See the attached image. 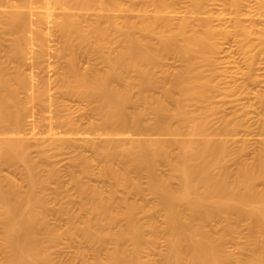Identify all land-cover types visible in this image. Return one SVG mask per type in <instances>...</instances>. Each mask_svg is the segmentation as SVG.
<instances>
[{"label":"bare ground","instance_id":"bare-ground-1","mask_svg":"<svg viewBox=\"0 0 264 264\" xmlns=\"http://www.w3.org/2000/svg\"><path fill=\"white\" fill-rule=\"evenodd\" d=\"M18 1L13 10H0V48H7L8 61L32 64L37 73H26L14 65L18 61L10 66L0 55V264H64L51 249L65 235L96 253L93 260L79 253L81 264H264V187H258L264 183V147L252 162H239L240 151L230 148L235 123L223 117L213 130L215 109L206 102L219 89L208 73L213 75L217 35L228 34L225 29H217L209 16L177 15L172 5L183 0H125L128 11L135 10L133 2L141 4L143 13L135 16L101 12L117 9V0ZM190 2L198 8L205 3ZM149 5L151 14L146 13ZM232 5L239 14L241 2ZM257 6L264 16V0ZM91 8L99 12L79 11ZM233 19L242 32L255 29L241 17ZM258 30L264 42V28ZM54 36L60 45L51 50L48 42ZM83 51L97 59L84 70L78 64ZM171 54L181 59V67L157 74ZM44 55L65 61L57 92L41 75L44 70L37 71L44 67ZM61 95L87 100L98 119L81 126L62 112ZM146 115L151 116L148 125L143 124ZM29 121L43 147L37 145V157L25 131ZM149 130L174 137L153 138ZM216 131L225 135L215 137ZM57 144L76 150L70 175L79 198L60 194L57 169L40 173L50 156L45 147ZM83 146L95 152L93 165ZM233 159L239 164L230 170ZM160 163L168 172H159ZM5 165L22 166V180L2 173ZM94 165L96 175L111 179L107 197L80 176L91 175ZM143 173L147 187L140 181ZM52 181L57 186L53 198L64 200L56 206L48 193ZM145 190L157 197L155 204L145 202ZM74 203L79 205L75 215ZM49 212L68 215L67 227L57 228ZM241 220L247 222V241L232 253L224 241L237 239ZM159 232L166 248L156 253Z\"/></svg>","mask_w":264,"mask_h":264},{"label":"rangeland","instance_id":"rangeland-1","mask_svg":"<svg viewBox=\"0 0 264 264\" xmlns=\"http://www.w3.org/2000/svg\"><path fill=\"white\" fill-rule=\"evenodd\" d=\"M117 1L119 3L117 9L104 10L101 12L111 15H119V16H124V15L135 16L137 14L143 13L142 11H138V9L141 8V4L139 3L133 2L130 6L132 8H135V10L128 11L125 9L126 6L128 5V3L125 2V0H117ZM204 1L205 3L201 8L195 7L190 2V0H183V2L180 1V3L177 4L174 3L172 7L176 8L179 11L177 14L179 16H184V15L185 16L187 15V17L209 16L212 19V23L217 29L220 30L225 29V31L228 33L224 35L223 34L217 35L218 46L220 50H218L216 55H214L215 63L217 62L216 63L217 65L215 63H214L215 66L214 64H212L214 67L213 71L216 70V74H214L213 71H212L213 75L211 74L210 71L208 73L210 74L212 79H214L213 76H215L214 82L219 84L218 85L219 89L212 92L213 94H211L210 98L206 101L215 109L210 117V126L215 125V130H217L218 125L220 123V119L223 117L230 119L229 121H233L232 123H235V128H233L230 131V134L233 138L231 143L228 139L230 143V148L233 152L234 150L240 151V153L238 152L239 155L238 154L236 155L238 156L237 158L240 159L239 162L241 160L246 161L247 163L249 161L252 162L255 155L264 147V42L263 39H261L260 33L258 32L259 31L258 28L259 29L264 28L262 26L264 25V16L261 17L260 14L258 15V6H257L258 1H263V0H239L242 4L239 14H236L234 12V6L232 5L233 0H203V2ZM18 2H19L18 0H5L3 4L0 5V10L1 11L13 10L14 9L13 5L18 4ZM147 8L149 9V11L146 13L151 14L152 12L151 9L153 8V6L149 5L147 6ZM187 8L188 9L190 8V11H188ZM79 11L82 13L88 12L90 16H94L95 15L94 13L99 12V11H94L93 8L79 9ZM235 16L244 19L243 23L246 26L254 25L255 29H253L252 33H245L239 30L238 28H236L234 26V23H232V21L234 20L233 18ZM219 18L223 20H220ZM45 28L46 29L48 28L47 25ZM5 41H7V39H5ZM59 45H60V41L57 36H54L53 39H51L48 42V48L51 50L57 49ZM4 46L5 45L1 46L0 48V55H2L1 58L4 61L10 62V66L13 65L16 61H18L14 65H21L22 69L26 73L29 74L30 73L34 74V72L37 73L35 71L36 67H33L34 65L32 66V64L25 63L26 65H24L19 60L8 61L9 59L7 58L8 56L6 51L7 48L5 49ZM40 60L44 67L37 68V71L39 72L41 71L40 69H43L44 71H41L40 73L44 77L48 78L49 81H51L52 84V85L50 84L52 86L51 90L57 92L58 89L59 91V88H57L59 82L58 76L62 75L61 73V71L63 72L62 66L65 64V61L62 59L61 62L57 61L56 58H53L50 55H44L40 58ZM96 62H97L96 57L94 56L93 53L89 51H83L82 53L79 54L78 64L80 68L83 70ZM161 64L162 66L160 65L157 67V71H156L157 74H160V72L162 73L166 69L167 71L173 72V70L175 71L176 69L181 67L182 62L179 57L171 54L168 55ZM211 67L209 68L210 70H212ZM205 74H207V72H205ZM220 74L221 76H219ZM156 92L158 93V90ZM60 101L62 103V112L69 113L72 116V118L81 126H86V124L89 123V121L98 119V114L92 109L89 102L83 98L69 96V95H61ZM146 106L144 108H146ZM150 117L146 115L143 124H145L147 121L146 125H148L149 122L151 121ZM172 123L174 122L172 121ZM213 126L211 127L212 129ZM56 129L55 131H58L60 128L57 127ZM147 130L148 129L144 130L143 132L147 133ZM233 130L234 132L231 133ZM25 131L27 133L28 141L30 142L34 141L35 146L34 145L32 146L31 144L30 147L31 154L34 157H37L40 152L39 150L43 147L39 146L38 141H36L37 134L36 135L32 134V121L27 122L25 126ZM150 132L151 131L149 130L148 132L149 136L152 135L153 138L171 139L172 136L174 137V135L171 134L154 133L153 135V133L150 134ZM144 133H140L139 136L138 135L137 136L141 137L142 134L143 138L144 136L145 138H150V137H146L147 135L146 134L144 135ZM219 134H221L219 138L223 137V134L225 135V133H218V131H216L215 137H218ZM228 134L229 133H226V136ZM78 135H79V139H83L85 134L84 133L82 134L81 132V134ZM228 136L230 137V135ZM38 137H41V135L40 136L38 135ZM37 145L41 148L39 149ZM45 148L47 149L45 150ZM45 148L44 150L47 151L46 154L50 156L48 162L44 163V165L42 164V167L40 168L41 169L40 173H42L44 176L47 174V171L49 169L51 168L57 169V173L59 175V176L57 175L59 178L58 179L59 183L57 179H56L57 181L56 183L61 185L62 188L61 190L59 189L60 194L63 192L65 193L68 192V194L73 195V197L76 196L77 198H79V196L77 195L76 186L70 175L71 174L70 168H72L71 158L74 154L75 149H73L71 146L66 144H57L52 147L46 146ZM82 150H83V154L86 155L85 157H87L91 162L95 161V152L92 150L91 147L83 146L81 147V151ZM236 160L233 159L228 161L227 166L230 168V170H235L236 166H238L237 165L239 164L238 159ZM21 167L22 166L17 167L13 165H5L2 168V173L13 177L17 181L18 180L21 181L23 178L22 177L23 171ZM75 167L73 169H75ZM96 167L97 165L92 166V168H94L93 169L94 171L91 172V175L89 173L90 176L84 174L80 176H82V179L89 181L91 184H94L99 188H102L103 193H105L104 196L107 197L112 187L111 179L100 178L98 175H96L98 172V169L97 172L95 171ZM158 168H159V172H163V173L168 172V166L165 163H160ZM45 171L46 174L44 173ZM140 181L143 187L148 183V177L145 173L140 175ZM54 183L55 182H53L52 186L48 189L49 191L48 193L51 196V199L53 198V196L55 197L56 195V193L54 194V192L57 186L56 183L55 184ZM262 183L261 182L258 183L259 189L264 187L263 186L264 183L263 184ZM145 187H147V185ZM145 191H146L144 196V198H146L144 199L145 202L147 200L149 204L147 202L146 203L148 205L155 204L157 201V197L149 193L147 190ZM65 193H63V195ZM59 198L56 199L59 201H56L55 198H53L52 205L55 206L59 205L63 197H59ZM78 206H79L78 203L77 204L74 203V205H72V211L74 212V215L78 213L77 212L79 210ZM49 213L47 214L48 220L51 221V223H53L54 225H56L57 228L60 227L61 229H64L65 227H67V224L70 220L68 215L58 216L54 212L53 213L49 212ZM161 220H162V214L157 215L156 222L160 224ZM238 226L239 227H238L237 239L233 240L227 238L224 241V247L232 253H237L238 246L247 241V236H248L247 222L245 220H241ZM72 240H73L72 238L65 235L57 241V243L51 249L55 260L59 259L60 261L62 259V262H64V264H81L82 260L80 258L81 255L79 253H81L82 251H83L82 255L84 256V258L88 260H93L95 258L96 253L92 250L90 245L82 241L75 242L74 240L73 241ZM165 248H166V243L163 237V233L159 232V237L156 244V253L163 252ZM99 255L105 258L106 251L102 250L101 253H99ZM1 256L2 255L0 253V258Z\"/></svg>","mask_w":264,"mask_h":264}]
</instances>
